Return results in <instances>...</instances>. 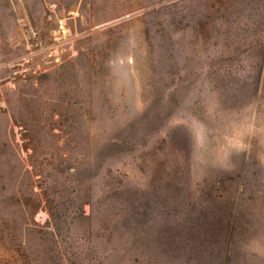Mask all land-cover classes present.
Returning a JSON list of instances; mask_svg holds the SVG:
<instances>
[{"label": "rangeland", "instance_id": "obj_1", "mask_svg": "<svg viewBox=\"0 0 264 264\" xmlns=\"http://www.w3.org/2000/svg\"><path fill=\"white\" fill-rule=\"evenodd\" d=\"M0 264H264V0H0Z\"/></svg>", "mask_w": 264, "mask_h": 264}]
</instances>
